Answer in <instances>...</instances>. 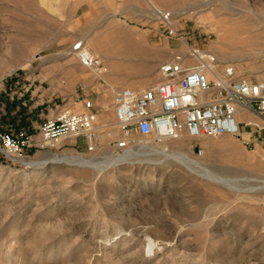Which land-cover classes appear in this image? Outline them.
Masks as SVG:
<instances>
[{
	"label": "rangeland",
	"instance_id": "374dc122",
	"mask_svg": "<svg viewBox=\"0 0 264 264\" xmlns=\"http://www.w3.org/2000/svg\"><path fill=\"white\" fill-rule=\"evenodd\" d=\"M151 1L156 10L147 0H0V119L6 130L34 139L17 159L0 154V264H264L258 116L251 114L257 124H242L241 138L134 135L121 148L125 136L112 99L98 117L94 151L82 137L41 146L47 119L83 111L82 104L64 106L61 91L74 88L67 76L96 75L72 54L73 45L83 40L109 67L102 40L129 33L113 25H126L125 16L161 23L178 47L166 50L163 63L193 47L218 55L250 81H264V0ZM158 12L171 13L185 40L170 35ZM230 27L225 51L214 48ZM160 77L133 89L150 88ZM127 150L133 153L117 160ZM64 155L94 162L69 164Z\"/></svg>",
	"mask_w": 264,
	"mask_h": 264
},
{
	"label": "built area",
	"instance_id": "2783aa9c",
	"mask_svg": "<svg viewBox=\"0 0 264 264\" xmlns=\"http://www.w3.org/2000/svg\"><path fill=\"white\" fill-rule=\"evenodd\" d=\"M158 13L170 35L185 40L173 28L171 13ZM72 51L97 76L106 73L102 59L91 56L83 41L76 42ZM159 73L162 80L150 88L124 87L115 93V121L125 136L121 148H127L128 139L134 135L160 139L184 135L196 140L223 135L241 138L239 109L258 116L264 124V81L253 82L238 75L234 66L214 54L190 47L186 54L161 64ZM82 106L83 111L66 109L47 119L40 129L41 146L56 148L65 140L82 137L88 149L94 151L98 115L92 101L85 100ZM33 146L34 139L26 131H8L0 119V154L5 159H17Z\"/></svg>",
	"mask_w": 264,
	"mask_h": 264
},
{
	"label": "crops",
	"instance_id": "0c3cea01",
	"mask_svg": "<svg viewBox=\"0 0 264 264\" xmlns=\"http://www.w3.org/2000/svg\"><path fill=\"white\" fill-rule=\"evenodd\" d=\"M90 12V10L84 12L79 18L85 19ZM159 23H135L126 16V25L115 22L113 25L124 26L129 33L116 34L114 41L104 43L105 45L100 47L104 51L102 57L108 63L110 73L105 78L81 72L68 75V82H73L74 88L70 91L69 88H64L61 91L64 106L83 104L85 100H90L99 117L108 112L106 105H110L112 99L114 102L115 93L121 88L133 89L157 81L160 75L158 68L165 60L166 50H178L175 42L164 36ZM95 39L98 41L100 36ZM103 63L107 68L104 61ZM112 109L114 113L113 103ZM238 119L243 124H257L251 113L244 109H239Z\"/></svg>",
	"mask_w": 264,
	"mask_h": 264
},
{
	"label": "bare ground",
	"instance_id": "6f19581e",
	"mask_svg": "<svg viewBox=\"0 0 264 264\" xmlns=\"http://www.w3.org/2000/svg\"><path fill=\"white\" fill-rule=\"evenodd\" d=\"M147 2H149V4L151 5V7L153 8V10H156L157 9V6L151 1V0H147ZM165 13V12H164ZM240 23H242V22H240ZM214 26H218L219 24H220V22H218V21H214L213 23H212ZM242 25V24H241ZM239 26V25H238ZM237 26V27H238ZM239 28H240V26H239ZM242 28V27H241ZM240 28V29H241ZM239 29V30H240ZM233 34V30H232V28L230 27L229 29H227L226 31H225V33H224V37L221 39H218V40H216L215 42H214V48H216V49H219V50H222V51H225V49L227 48L226 47V41L228 40V39H230V38H232V35ZM258 35V34H257ZM256 35H252L251 37H255ZM114 38H112V39H109V40H106L105 38H104V40H102V43L104 44V43H109V42H112V41H114L113 40ZM233 39V38H232ZM259 39V38H258ZM83 41V40H82ZM85 46V45H84ZM85 49H86V47H85ZM87 50V49H86ZM88 51V50H87ZM213 51V50H212ZM216 51H214V53H215ZM88 53L90 54V52L88 51ZM217 53V52H216ZM220 53V52H219ZM72 54H74L73 53V51H72ZM218 54V53H217ZM91 56H94V55H92V53L90 54ZM216 57H218V55H215ZM219 58V57H218ZM108 67V66H107ZM109 68V67H108ZM239 120V119H238ZM183 137V136H182ZM182 137H181V139H180V142L182 141ZM160 150V149H159ZM163 153L165 152V151H162ZM133 153V151H130V150H127V151H125L124 152V154H122V155H119V156H116L117 157V160H123L125 157H127V156H130L131 154ZM109 159V158H108ZM60 160H63V161H65V162H67V163H69V164H75V165H81V166H85V165H90V164H92L93 162H94V159L93 158H90V157H85V156H66V155H64ZM29 163H32V164H36L35 162H29ZM197 165H198V163L197 162H195Z\"/></svg>",
	"mask_w": 264,
	"mask_h": 264
}]
</instances>
